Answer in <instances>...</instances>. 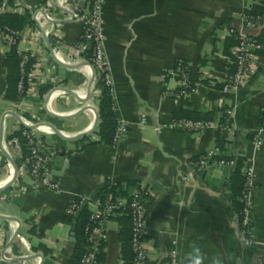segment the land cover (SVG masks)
Returning a JSON list of instances; mask_svg holds the SVG:
<instances>
[{"label":"crops","instance_id":"crops-1","mask_svg":"<svg viewBox=\"0 0 264 264\" xmlns=\"http://www.w3.org/2000/svg\"><path fill=\"white\" fill-rule=\"evenodd\" d=\"M17 2L18 8L7 13L27 18L15 47L28 58L33 79L17 101L6 99L3 62L11 47L0 37V264H67L75 249L74 229L66 222L69 205L116 185L126 191L125 199L139 188L150 193L147 264H171L172 254L178 264H259L264 144L256 150L252 136L264 115V50L258 74L246 89L221 90L233 68L234 33L242 30L264 46V13L247 29L241 19L254 7L264 9V0H106L113 109L116 119L129 126L116 146L100 141L98 127L93 131L96 113L100 121L101 97L84 101L79 95L95 89L89 63L77 49L85 3ZM178 61L191 66L194 87L181 101L165 96L177 89L167 71ZM227 110L233 115L227 116ZM179 112L209 115L227 128L180 132L170 126ZM22 129L53 152L51 167L61 174L60 192L34 187L26 150L11 143ZM215 146L224 157L253 163L252 245L244 241L226 187L232 171L198 172L193 166ZM124 224L117 218L105 223L102 264H126Z\"/></svg>","mask_w":264,"mask_h":264},{"label":"built area","instance_id":"built-area-1","mask_svg":"<svg viewBox=\"0 0 264 264\" xmlns=\"http://www.w3.org/2000/svg\"><path fill=\"white\" fill-rule=\"evenodd\" d=\"M12 3L4 2L0 5V13L15 11L19 4L17 0ZM85 3L84 11L81 15L83 33L81 42L77 49L83 60L87 61L90 66V74L93 79L94 90L90 93L96 97H102L103 92L107 89L113 98L112 80L109 72V66L106 57V34L104 20V5L106 0H80ZM243 25L246 29L258 24L260 17H253L243 13L241 15ZM20 32L8 28L0 32L9 47L16 45ZM234 36L238 41L235 47V71L224 82L222 92L224 94L237 93L246 89L251 81L257 76L261 54L264 50L263 44L255 37L246 34L240 30L235 32ZM22 56L20 64V82L18 84V93L22 95L27 84L33 79L32 72L28 71V58ZM167 77L174 79L177 85L175 91H166L165 96L181 101L193 92L192 70L191 66L184 62L178 61L171 69L167 71ZM82 99H86L88 94L79 92ZM114 108V107H113ZM114 110V109H113ZM227 116L233 115L232 110L226 111ZM142 124L145 126L146 117H142ZM173 129L180 132L199 134L207 129L219 127L226 129L227 126L216 124L209 121H192L187 119L173 120L170 125ZM158 130V129H157ZM129 131L127 123L117 119L116 129L113 136V145H118ZM25 141L21 145L18 137H13L11 143L17 147H24L27 155L26 166L28 175L33 181L37 190H47L60 192L62 183L60 173L53 171L51 164L53 152L49 150L33 132L19 131ZM252 143L256 150H260L264 144V115L261 118L258 129L252 136ZM221 149L218 146L213 147L204 156L195 160L194 168L198 172H206L212 168L218 167L234 171L238 165V159L222 158ZM243 175L245 179L244 190L242 193V219L240 222L241 232L247 245L253 244L252 239V216L254 211L253 199L256 194L255 173L252 162L245 164ZM149 191L145 188H139L128 198L116 197L114 200L105 202L92 201L91 198L81 197L75 199L69 205L67 215L77 216L84 206H88L91 211L89 224L85 232L88 236V250L80 264H99L97 258L101 253V243L105 242L104 225L110 219L118 214L130 211L132 219V238L131 246L134 253L133 264H147V246L145 237L147 236V208ZM179 260L175 254L171 255V264H178ZM259 264H264V252L260 256Z\"/></svg>","mask_w":264,"mask_h":264},{"label":"trees","instance_id":"trees-1","mask_svg":"<svg viewBox=\"0 0 264 264\" xmlns=\"http://www.w3.org/2000/svg\"><path fill=\"white\" fill-rule=\"evenodd\" d=\"M4 2L12 3V0H0V5ZM246 14L253 17H260L264 13L263 8L254 7L251 10L245 11ZM27 23V18L14 14V13H0V32L8 28L14 31H22ZM230 45H238V41L234 40ZM22 61V56L17 51L16 47H11V51L6 55L3 62V66L7 72V91L6 99L11 101H17L19 98L18 93V84L20 82V64ZM232 71L230 75H233L235 71V59L233 60ZM101 112H100V121L98 125L97 135L101 142L108 145H113V136L116 129L117 119L113 110L114 103L112 96L109 91L105 89L100 100ZM192 120V121H209L213 122L212 118L209 115H199V114H190L179 112L176 113L174 120ZM221 125H225V121L221 122ZM22 131H28L22 129ZM15 137H18L21 141V145L25 144L24 139L20 132L15 134ZM219 147V146H218ZM24 148V147H23ZM220 148V147H219ZM25 149V148H24ZM221 149V148H220ZM28 155V153L26 152ZM225 159H232L233 157H222ZM245 166V159H238V165L234 171H232L231 178L226 184L228 191L233 196V208L239 217V221L242 219V210L244 208V203L242 202V193L244 190L245 179L243 175V170ZM130 186V185H129ZM126 191L123 190L122 186L116 185L111 187H105L101 189L93 198L92 201H101L105 202L107 200H114L116 197H126ZM91 217V211L88 206H84L82 210L78 213L77 216H68L66 217V222L73 226L75 234V249L73 255L71 256L67 264H80L81 260L85 257L88 250V236L85 232L87 225L89 224ZM124 219V229L121 232V239L123 242L122 255L126 264H133L134 253L131 246L132 238V219L130 211L126 210L125 212L118 214L112 219ZM110 219V220H112ZM147 236L145 237L146 240ZM104 247L105 242L101 243V253L98 255L99 264L103 263L104 257Z\"/></svg>","mask_w":264,"mask_h":264},{"label":"water","instance_id":"water-1","mask_svg":"<svg viewBox=\"0 0 264 264\" xmlns=\"http://www.w3.org/2000/svg\"><path fill=\"white\" fill-rule=\"evenodd\" d=\"M72 18H74V16H73ZM92 83H93V79H92ZM89 99H90V93H88V96H87L86 99H82V100H84V101H88ZM98 124H99V114L96 113V120H95V124H94V127H93V131L97 129ZM32 129H35V128H32ZM55 131H56V133L59 134L60 136H61V135L63 136V134H62L61 132H58L57 130H55Z\"/></svg>","mask_w":264,"mask_h":264}]
</instances>
